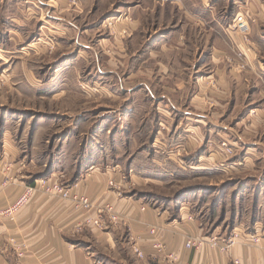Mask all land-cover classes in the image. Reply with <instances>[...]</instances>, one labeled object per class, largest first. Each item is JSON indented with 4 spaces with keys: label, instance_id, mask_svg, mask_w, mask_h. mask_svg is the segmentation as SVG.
Segmentation results:
<instances>
[{
    "label": "rangeland",
    "instance_id": "obj_1",
    "mask_svg": "<svg viewBox=\"0 0 264 264\" xmlns=\"http://www.w3.org/2000/svg\"><path fill=\"white\" fill-rule=\"evenodd\" d=\"M221 1L230 17L232 0ZM188 6L0 0V160L33 184L75 186L103 173L121 185V194L109 192L175 224L185 215L199 237L261 240L264 71L249 69L258 18L242 11L245 35L231 29L238 10L217 24L185 16ZM189 109L212 117L187 119ZM223 143L231 153H222ZM115 237L114 249L91 242L104 264H175L157 262L156 252L145 257L139 236L142 258L125 231Z\"/></svg>",
    "mask_w": 264,
    "mask_h": 264
},
{
    "label": "crops",
    "instance_id": "obj_2",
    "mask_svg": "<svg viewBox=\"0 0 264 264\" xmlns=\"http://www.w3.org/2000/svg\"><path fill=\"white\" fill-rule=\"evenodd\" d=\"M177 7L184 10L179 4ZM189 6L183 11L185 16L193 18L191 15L199 14V17L211 19L217 24H226L234 11H246L258 22L252 25L251 37L256 48L252 53L251 73L261 75L264 71V0H232V15L228 17L227 5L221 0H188ZM49 4V3H48ZM51 5V4H50ZM130 11H133L135 5ZM240 9V10H239ZM179 10V9H178ZM224 18V19H223ZM236 84L239 83L237 75ZM143 90L146 96H152L150 87L143 83ZM153 97V96H152ZM158 98L166 99L165 103H172L169 96L161 95ZM194 98H192L193 100ZM160 100V102H161ZM139 103L145 102L139 100ZM176 107V105H175ZM177 108V107H176ZM208 112L196 113L189 109L185 115L187 119H211ZM226 127V126H225ZM238 140L244 141L243 136H238ZM8 147L13 145L7 143ZM13 158V156H12ZM10 158V159H12ZM16 159V158H15ZM14 159V160H15ZM0 160V183L3 176L1 169L4 164ZM4 162V161H3ZM15 167L17 164L15 163ZM9 183L3 188L0 195V209L13 202L22 192L26 184L33 185L32 180H28L24 174H14L16 171L10 169ZM97 173L85 176L78 181L73 190L91 196L96 203L111 201L120 213V223L108 224L106 228H86L79 234H74L75 224L80 217L68 201L60 200L57 197L45 196L41 192H36L30 201L20 207L9 217L0 216V264H104L91 251L90 245L94 241L99 246L115 248V233L123 230L127 236H139L145 257L154 258L155 250L151 245L150 238L156 237L162 240L168 251L180 249L179 259L175 264H233L232 260L237 258L240 264H264V237L259 243L252 244L247 240L233 244L227 252H219L209 249L207 245L200 249H187L180 247L181 242L188 236H199L200 230L195 222L185 220L183 223L175 224L169 221L165 214L150 207L141 210V203L138 200H128L126 197H117L109 192L106 187L105 174ZM157 227L156 234L148 233V226ZM14 239V243L10 239ZM17 246L24 251V255L19 257L14 250ZM160 260V259H159ZM164 263V261H157Z\"/></svg>",
    "mask_w": 264,
    "mask_h": 264
},
{
    "label": "built area",
    "instance_id": "obj_3",
    "mask_svg": "<svg viewBox=\"0 0 264 264\" xmlns=\"http://www.w3.org/2000/svg\"><path fill=\"white\" fill-rule=\"evenodd\" d=\"M232 30L238 31L242 34H248L249 25L247 23V14L240 11L237 12L234 21L232 23ZM232 152V148L226 143H223V154H229ZM3 176L2 182L0 183V195L3 188L9 183L10 179V167L6 164L3 165L1 169ZM106 187L112 189V191L121 194L122 191L121 185L116 182L112 177L107 179ZM36 192H41L45 196L57 197L60 200L68 201L73 209L79 214V221L75 224L73 229L74 234H79L83 232L86 228H96L103 229L108 226V224H118L120 223L121 217L119 211H117L115 205L111 202H102L96 203L91 196L86 195L73 190V186L64 184L57 180H41L36 184H26L21 192V194L9 205L0 209V216L9 217L13 215L20 207L26 205L32 196ZM141 210H144V207H141ZM157 227L154 225L148 226V233L151 235L156 234ZM138 236L129 237L133 252L140 258L144 256L142 250L139 248L138 244L135 243ZM235 238V237H234ZM234 238H216L212 237L206 239L199 236H188L181 242V246L187 249H200L207 245L208 247L219 250L220 252H227L228 249L235 244ZM252 244H257L260 241L258 235H252L250 238L245 239ZM150 241L153 248L155 249L157 255L159 254L161 260L164 262L175 263L179 259L180 249H173L168 251L165 247V244L156 237H151ZM10 242L14 243V239L11 238ZM23 250L19 251V256H23ZM234 264H240V260L234 259Z\"/></svg>",
    "mask_w": 264,
    "mask_h": 264
}]
</instances>
